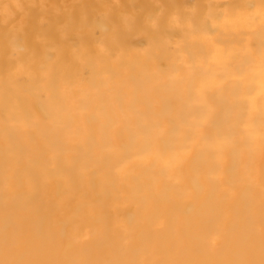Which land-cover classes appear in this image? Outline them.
<instances>
[{
  "label": "bare ground",
  "instance_id": "1",
  "mask_svg": "<svg viewBox=\"0 0 264 264\" xmlns=\"http://www.w3.org/2000/svg\"><path fill=\"white\" fill-rule=\"evenodd\" d=\"M0 264H264V0H0Z\"/></svg>",
  "mask_w": 264,
  "mask_h": 264
}]
</instances>
